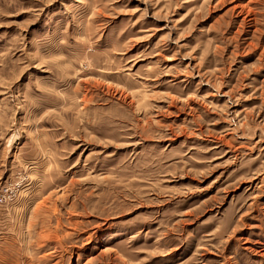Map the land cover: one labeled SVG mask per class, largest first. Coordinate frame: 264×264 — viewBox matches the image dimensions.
<instances>
[{"label":"rangeland","instance_id":"obj_1","mask_svg":"<svg viewBox=\"0 0 264 264\" xmlns=\"http://www.w3.org/2000/svg\"><path fill=\"white\" fill-rule=\"evenodd\" d=\"M0 264H264V0H0Z\"/></svg>","mask_w":264,"mask_h":264}]
</instances>
